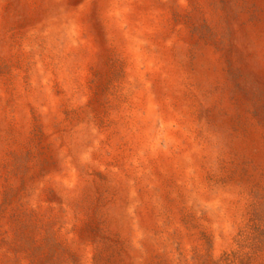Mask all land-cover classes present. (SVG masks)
Instances as JSON below:
<instances>
[{
	"label": "rangeland",
	"instance_id": "obj_1",
	"mask_svg": "<svg viewBox=\"0 0 264 264\" xmlns=\"http://www.w3.org/2000/svg\"><path fill=\"white\" fill-rule=\"evenodd\" d=\"M0 264H264V0H0Z\"/></svg>",
	"mask_w": 264,
	"mask_h": 264
}]
</instances>
